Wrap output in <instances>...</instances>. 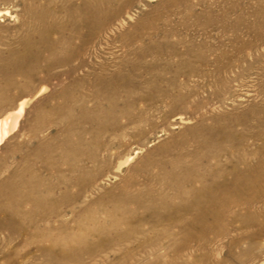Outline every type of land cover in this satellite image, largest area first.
<instances>
[{
    "label": "rangeland",
    "instance_id": "obj_1",
    "mask_svg": "<svg viewBox=\"0 0 264 264\" xmlns=\"http://www.w3.org/2000/svg\"><path fill=\"white\" fill-rule=\"evenodd\" d=\"M99 2L82 37L68 0H0V264H264V193L192 204L264 157V0Z\"/></svg>",
    "mask_w": 264,
    "mask_h": 264
},
{
    "label": "bare ground",
    "instance_id": "obj_2",
    "mask_svg": "<svg viewBox=\"0 0 264 264\" xmlns=\"http://www.w3.org/2000/svg\"><path fill=\"white\" fill-rule=\"evenodd\" d=\"M99 3V0H78V2L74 0H68V10L72 14L75 12L77 15V18H75V21L72 23L73 30L82 37L96 32L114 15L113 11H108L105 9L102 11L98 6ZM119 10L120 4L118 5L116 12ZM6 14L7 13H5V15ZM82 28H84V31H82ZM78 51L80 50L78 49ZM22 106L23 102L19 104L15 112L9 113L0 120V141L3 140L9 129L14 126L15 123H17L15 122L16 114L20 113V110L23 109ZM259 121H264V116L261 117ZM215 130L220 134L213 138L208 137L204 140L202 139L196 141V146L200 148L206 147L207 143L213 141L214 138L220 139V137L224 138L226 134L228 136L229 134H232V132H230L231 130L224 131L222 126L219 128L216 126ZM262 136L264 137V134ZM259 150H264V139L262 140V144L259 146ZM187 153L188 152H182L181 155ZM205 160L206 159H204V162L206 163ZM262 161L264 162V157H258L254 161L242 162L243 165L241 168L232 166L228 169V172L233 174L232 179L227 181L212 180L210 183L200 185V187L194 189L192 204L197 206L198 209L194 215L195 221H201L207 215L216 219L221 215L223 207L229 205L235 206L238 204L248 206L256 198L262 196L264 193V164H262ZM217 164L218 162L215 161L211 168H206L208 171H205V173L209 172L210 169L213 170H210V173H215L218 170H222ZM242 196L243 201L239 200L240 198L242 199ZM186 224L191 225L192 223L188 221Z\"/></svg>",
    "mask_w": 264,
    "mask_h": 264
}]
</instances>
